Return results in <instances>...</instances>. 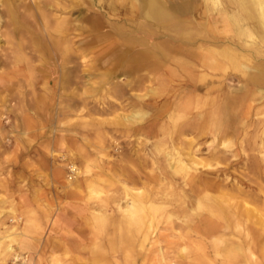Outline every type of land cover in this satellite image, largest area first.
I'll use <instances>...</instances> for the list:
<instances>
[{
	"label": "rangeland",
	"instance_id": "obj_1",
	"mask_svg": "<svg viewBox=\"0 0 264 264\" xmlns=\"http://www.w3.org/2000/svg\"><path fill=\"white\" fill-rule=\"evenodd\" d=\"M55 1L58 0L47 1L52 6L46 11L42 9L49 16L50 24L56 16L69 15L56 9ZM98 1L81 0L76 9L81 26L69 31L76 58L65 64L63 72L76 67V110L70 101L74 86L65 87L60 83L58 60L53 56L46 54L44 61L27 56L29 65L23 63L16 75L0 70V193L6 197L0 200V242L4 245L12 236L17 241L25 228L24 217L13 206H16L14 199L26 193L27 163L33 166L32 172L38 166L46 169L57 164L64 170L62 185L54 190L46 189L49 196L58 197L59 201H65V184L79 181L77 184L85 190L88 201L95 203L96 200L111 201L118 196L122 183L131 186L130 177L139 178L134 186L144 192L142 228L149 239L145 242L147 249L144 247L140 255L136 247L125 254L118 240H115L118 251L114 252L104 237L99 238L98 223L90 220L84 224L88 217L85 212L87 217L78 218L76 223L81 228L82 222L86 233L76 230L63 236L68 245H77V250L66 251V264H250L247 258L251 254L257 264H264V97L255 90V87H264V81L250 82L241 69L231 67L227 58H217L228 68L215 72L199 66L194 58L174 53L165 55L156 44L167 42V36L174 34L159 29L152 31L156 37L149 39L151 43L147 47L155 56L139 61L149 66L134 70L133 64L138 61L133 60L134 53H143L147 48L127 45L128 56L121 58L116 46L121 45L122 37L111 24L100 30L89 27L93 15L91 6L102 8L106 3V0ZM30 3L33 5V0ZM128 11L122 9L121 16L129 15ZM41 13L39 9H30V24L36 34L41 30L36 25L41 21ZM115 19L111 17V22ZM142 21L137 11L131 21L124 22L128 30H135L140 29L138 22L146 26ZM173 38L179 42L177 36ZM236 49L239 48L236 46ZM243 54H248L250 59L249 62L241 59L243 64H264V56L251 51ZM112 62L130 67L111 69ZM183 62L190 67L182 68ZM136 110L144 113L143 116L125 120ZM223 142L227 146H222ZM51 147L55 151L47 153ZM175 147L183 153L190 151L203 166L192 167L186 175L178 172L177 165L167 155L174 153ZM72 163L81 171L79 176L69 169ZM33 174L29 176L32 178ZM33 179L40 185L46 180L38 175ZM91 190L97 194H90ZM202 195L226 198L232 204L230 211L236 210L235 217L229 216L226 223L215 219L213 225L219 228H201L203 217L197 203ZM126 200L123 197L119 203L124 205ZM70 205L60 203L62 209L78 213ZM235 221L240 223L239 229L233 228ZM227 224L232 228L224 226ZM213 234L227 238L231 248L240 246L238 253L215 247ZM153 241H157L156 249L151 247ZM12 246L18 250L15 242ZM21 256L29 258L27 252ZM13 262L12 256L4 261L0 259V264H28L29 261L22 258Z\"/></svg>",
	"mask_w": 264,
	"mask_h": 264
},
{
	"label": "bare ground",
	"instance_id": "obj_2",
	"mask_svg": "<svg viewBox=\"0 0 264 264\" xmlns=\"http://www.w3.org/2000/svg\"><path fill=\"white\" fill-rule=\"evenodd\" d=\"M47 1H51V0H33V5H34L33 6L30 3V0H0V70L4 69L5 71H7L6 73H8V75L11 73L12 75L13 74L16 75L19 73L18 71L22 67L23 63L26 66L29 65V62H26L27 56H32V58L35 59H43L44 61V58L47 54L48 56H53L54 59L58 60L57 62L60 70V83H62L63 86L65 85V87L68 84L70 85L72 84L74 86L77 84V81L75 80L76 67L71 66L69 70L67 69V71L65 72H63V70L66 69L65 64L69 62H74V58H76V56H74L76 53V49L72 47V44L70 43L71 38L69 37L70 35L69 31L72 30L71 32H73L74 30H76L81 26V23H79V19H78L79 14L78 15L76 14L77 11L76 9L79 5H81V0L55 1L54 7L56 9L60 8L61 12H65L69 15L66 17L64 16L62 17L61 15L56 16L55 19L53 18L54 21L51 22L52 24L49 23L51 20L49 16L45 13V11L50 6H52V4L48 3ZM100 1L102 0H99L98 2ZM92 6L91 9L93 11V15L90 17L89 27L92 29L100 30L107 28L108 27L107 23L111 24V26L114 27L117 30V32H119V36L122 37L120 41L121 45L116 46L118 53L120 52L121 54V56L119 55L121 58H126L128 56L127 55L128 53L126 51L128 49L125 48L127 45H132V46L139 45L147 48L151 43L149 39H153L156 37L154 36L152 31L156 32L158 31L156 29H159V31L162 30L174 34L171 37L167 36L168 39L167 42L164 43L161 42L156 44V46L160 48L163 54L165 55L174 53L179 56L181 55L189 58L190 57L194 58L199 63L198 64L199 66L203 67L204 69L208 68L211 70H215V72L216 69L225 70L226 68H228V66L226 67L225 65L221 64V62L219 63L217 58L218 57L227 58L229 60V63L231 64V67L234 70L241 69V71L240 70L239 71L244 72L245 76L249 78L250 82H253L254 84L255 83L259 84L260 82L264 81V64L248 66L247 64H243L242 62H240L242 60H245L247 62L250 61V59H247L248 54H243L244 51L245 52L251 51L252 54H255L257 56H262V57L264 56V48H262L263 47L262 45H264V0H106V3L104 2V7L102 8H97L96 5H94L96 7H92ZM32 8L39 9L42 12L41 21L36 23L37 27H41V30L39 31L40 34H36V32H34V29L32 28L33 26L30 24V9ZM42 9L45 11H43ZM122 9L129 10L128 11L129 15L124 14L123 16H121L122 13L120 11ZM137 11H138V16H140L141 20H144L142 22H146V24H144L146 26H143L141 22H138L139 24L137 25V27H139L140 29L144 28L145 30L148 31L150 29L151 32L148 31L144 32L138 28L135 30L127 29L126 22L124 21L125 20L131 21L133 19V16L134 15L136 16ZM125 15L128 16L127 19H125L124 17ZM111 17L117 18L115 19V21L117 22L115 21L111 22ZM176 36L178 37L179 42H177V39L173 38ZM101 37H99V39H101ZM259 43H261L260 46ZM171 44H174V47H172ZM236 46L239 48L238 50L236 49ZM154 54L155 53L149 51L148 48L143 53L142 52L134 53L133 60L136 61L137 59L138 61H136L135 64H133L132 68L134 70L146 68L149 65L141 64L139 62L140 59L144 57H145L144 59H146V57L155 56ZM156 64L158 63L156 62ZM194 66H196V64H194ZM128 67L130 66L127 64L125 65V64L113 63V65H111V69H118V68L129 69ZM181 67L189 68L190 66L186 62H183ZM204 80L206 79L204 78ZM161 82L162 81H160V83ZM160 83L159 85H162ZM86 88H88V86ZM75 90H76V86L72 87L70 93V96H72L70 97V101L73 110H76L78 107V100L75 97L76 96ZM255 90L258 91L260 94H262V96L264 97V87L262 86L255 87ZM151 92L155 93L154 90H151ZM94 95L95 94H93V96ZM143 114L144 113H142L140 110H136L130 116H126L125 120H134L136 118L142 117ZM156 115L157 114H155V116ZM2 116L3 115H1V118ZM25 133L26 130L23 131V134ZM191 142L192 140L189 141V143ZM227 144H228L227 142L221 143L222 146H227ZM172 150L174 153L169 152L167 153V155L168 156L170 155V158L172 159L173 163L177 165L176 168H178L177 169L178 172H182L184 175H186L190 172L192 167H195V169H197L199 165H202V162L194 159V157L190 154V151L183 153L182 149H179L177 147L173 148ZM211 152L213 151L211 150ZM69 169L76 176H79L81 174V171L74 165V163L70 165ZM130 180L133 183V185L129 186L126 183H122L121 191L117 192L118 196L113 197L111 201L96 200L95 203L92 200H91L92 202L86 201L91 205L93 204L90 207L93 209L92 211H90L89 219L85 220V224L87 222L89 223L90 220H93L96 224L98 223L99 227L97 229V232L100 233L99 238L102 240V237H104L105 241L108 242V244L112 247L110 248L113 251L116 250L115 247H117L115 244L116 243L115 240L116 241L118 240V242L120 243L119 245L121 246L120 248L124 251L125 254H127L129 250H133L136 247L138 255H140L141 250L144 247L147 249L145 242L149 240L147 238L148 235L145 231V228L144 229L142 228L143 219L141 213H144L145 211V206L142 202L143 201L142 197L144 196V192L142 191L141 188L134 186V184H137L136 181H138L139 178L136 179L134 177H130ZM89 193L93 195L97 194V192H94L92 190ZM123 197L127 198V200L124 205H121L119 202L122 200ZM87 200H89V198ZM111 203H113L114 205ZM231 205L232 204H230L229 201L224 197L211 198L208 195H202L201 197H199L197 208L201 210L200 212L201 217H203L202 225L199 224L201 228L203 229L213 228V227L219 228V226L213 225L214 224L213 221L215 219H219L223 221L225 220L226 223L227 222L226 219H228L229 216L235 217L236 210L231 212L230 211L232 207ZM234 207L237 206L235 205ZM144 218L146 217L144 216ZM238 219L239 218H237V220ZM224 226L230 227L231 225L227 224ZM42 227H40V229ZM240 227H241L240 223L238 221H235L233 228L239 229ZM223 229L225 228L223 227L221 230ZM213 232L214 231H212V233ZM214 234L212 237L213 238L212 242L215 247L220 246L219 249H221V247H225V250L228 253H234V254L238 253L240 246L236 245V247L231 248L230 247L231 245H227L228 242L225 240L227 238L224 239V236L222 235L214 236ZM14 242L15 243L17 242L15 236L10 237L8 243L4 245L2 241L0 242L1 261H4L5 258L9 256H12V260L14 261L13 263H15L16 261L22 258L25 262L28 261L29 258L27 256L24 257L21 256L22 252H24L23 250H25V248H27L28 245L26 244L19 245V247L17 248L18 250H16L12 246V243ZM132 242L133 243L136 242V244L133 245ZM156 243L157 241H153L151 247L156 249V245H157ZM160 250L161 249L159 248L157 249L158 253L162 254ZM226 251L225 254L227 255L228 253H226ZM249 256L250 258L247 259H249L250 264H257L253 259L254 255L251 254ZM158 261L162 263L161 260ZM144 262L146 263V261Z\"/></svg>",
	"mask_w": 264,
	"mask_h": 264
},
{
	"label": "crops",
	"instance_id": "obj_3",
	"mask_svg": "<svg viewBox=\"0 0 264 264\" xmlns=\"http://www.w3.org/2000/svg\"><path fill=\"white\" fill-rule=\"evenodd\" d=\"M54 151V148L51 147L47 153L51 154ZM26 167L28 171V181L25 186L26 193H21L22 195L14 199V201H16V206H13V210L16 213L18 212V214L24 216L23 225L25 227L16 242V248L22 244L28 245L27 248L23 250L29 254L28 264H66V251L77 250V245H68L66 240L63 239V236L74 233L76 230L80 234L86 233L82 230L84 229L82 222L81 228H78L76 221L78 218L82 220L87 217L85 212L89 215L85 219H89L90 207L92 205L86 202L88 201L86 193L85 190H81V186H78L77 183L80 184L79 181L73 182L72 184H65V188L63 186L65 201H59L57 200L58 197H52V195L49 196L47 194L48 188H53L54 190L57 186L62 185L60 179L63 176L64 170L59 165L53 164L52 167L48 166L46 169H41L38 166L37 170H33V172V166H30V163H27ZM29 173H35L32 178L38 175V177H42L44 180L46 179L45 184L43 183L44 180L42 185L37 183L35 179L32 180ZM38 184L39 187H37ZM21 191L25 192L24 190ZM1 199L6 200V197L2 193H0V200ZM61 202H63L64 205L73 203L70 206L74 207L79 214H82V217L77 212H71L67 208L62 209V206L60 207ZM39 226H43L41 228L42 230Z\"/></svg>",
	"mask_w": 264,
	"mask_h": 264
}]
</instances>
